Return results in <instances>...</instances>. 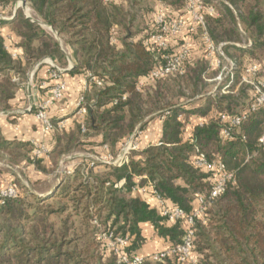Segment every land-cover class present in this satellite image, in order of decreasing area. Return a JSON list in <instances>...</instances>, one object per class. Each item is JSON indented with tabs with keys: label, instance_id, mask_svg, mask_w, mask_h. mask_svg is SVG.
<instances>
[{
	"label": "trees",
	"instance_id": "1",
	"mask_svg": "<svg viewBox=\"0 0 264 264\" xmlns=\"http://www.w3.org/2000/svg\"><path fill=\"white\" fill-rule=\"evenodd\" d=\"M16 1L0 0V7L12 6ZM25 1L33 12L32 18L16 9L13 18L7 21L20 38L23 61L11 56L0 36V111L9 107L8 101L17 89L10 76L11 70L23 75L32 64L44 57H50L57 65L65 67L66 57H69L73 63L72 72H91L102 80V86L92 85L91 93L90 90L84 93V103L88 107L83 122L85 131L82 132L81 125L77 124L75 131L67 134L66 143H70L66 144L67 148L79 142L85 144L89 135L101 133L103 139L100 145L104 153V145L114 153L139 125L138 130L143 129L145 124L142 121L146 117L151 114L162 117L166 111L170 112L164 118L158 143L133 150L129 163L122 167L98 163L97 166L104 167L106 172L93 175V169H89L87 176H91L92 180L79 183L77 190H84L87 194L94 190V203L103 201L108 206L110 221L105 227L109 225L116 233L128 234L131 239L128 252L132 254H136L132 250L144 241L139 228L143 222H150L169 245L180 243L184 231L191 226L186 219L196 208L195 195L207 196L211 187L208 180L210 173L196 168L194 157L199 154L208 159L219 157L228 170L234 171L235 183L229 184L224 193L194 219L193 245L199 264H264V151L258 145V137L264 131V106L249 111V85L242 84L238 93H231L233 96H205L207 107L202 109V113L206 115L212 109L210 120L187 127L189 116L194 111L183 107L180 96L170 97L171 86L157 80L144 86L143 89L148 91L137 90L139 78L154 67L156 60L141 39H133L131 27L134 15H129L112 1ZM180 1L175 8L183 13L184 0ZM203 1L216 6L218 15L205 13L204 24L215 44L226 43L224 47L234 63V79L237 81L241 56L237 52L229 54V49L243 50L242 56L244 49L251 50L252 56H248L244 65L258 62L254 60L253 48L257 43L264 47V14L256 5L246 6L247 0ZM221 3L222 10L219 7ZM4 22L0 19V23ZM241 24L253 35L248 48L234 45L239 43L235 38ZM44 26L49 27L57 38ZM114 27L125 32L120 38L121 47L110 40ZM196 28L197 32L192 33L191 38L202 42L200 25L197 24ZM206 67L204 60H196L190 55L185 62L184 73L170 78L188 77L189 85L194 84L193 92H196L197 84L207 81ZM260 71L261 68L258 74ZM124 95L125 99H122ZM114 99L117 102L112 104ZM108 104L111 106L108 107ZM242 111L248 114L239 127V133H235L231 140H223L219 116H232ZM179 114L182 118L178 117ZM65 136L63 133L56 137L55 145L49 151L52 160L62 156L64 150L61 146ZM11 145L15 146L14 149L28 145V162L43 170L41 159L31 158V143L11 144L0 134V151L11 150ZM22 161L25 160H19ZM134 186L146 187L145 193L150 196L155 193L166 198L183 209L185 216L173 223L166 222L159 209L151 208L146 201L131 196ZM33 199L36 200L34 204L27 202L19 189L17 197L0 205V264H83L84 256L101 264L94 254H88V243L86 250H80L77 243L79 237L67 240V225L63 224L57 231L49 220L50 215L65 211L67 205L44 208L38 205L36 196ZM71 201L76 205L78 199L72 197ZM151 263L180 264L175 257Z\"/></svg>",
	"mask_w": 264,
	"mask_h": 264
},
{
	"label": "built area",
	"instance_id": "2",
	"mask_svg": "<svg viewBox=\"0 0 264 264\" xmlns=\"http://www.w3.org/2000/svg\"><path fill=\"white\" fill-rule=\"evenodd\" d=\"M111 0H104L109 2ZM156 19L151 25L150 33L142 40L146 48L152 52L156 63L154 67L144 76L139 78L137 90H141L145 85L151 84L157 80H162L170 77L182 75L185 71V62L191 55V34L197 32L196 25H200L201 39L205 50V57L216 68H220L216 79H221L226 82L225 88H229L234 84L235 72L234 63L229 61L223 52L225 42L215 44L210 38L205 24L204 14L218 15L214 4H206L203 0H184L183 11L188 15L187 19H176L168 21V16L162 5L156 8ZM150 27V28H151ZM185 29L187 32L185 33ZM181 40L177 52H169L171 42ZM111 42H115V29L111 30ZM236 44V43H235ZM239 45V44H236ZM251 42L244 43L243 47L248 48ZM229 62V63H228ZM228 64V65H227ZM49 75L56 82L50 88V95L37 103L34 106V116L41 122L43 133H51L61 131L64 128V121L53 122V119L48 116V109L55 102L64 97L66 90V82L60 80V74L72 67L69 63L66 67H60L53 60L48 59ZM227 65V66H226ZM259 66L256 62L245 64L243 72L240 75L238 86L247 84L250 87L251 102L249 111H255L259 107L264 106V80L257 78ZM102 86V80L91 72L85 75L84 91L90 86ZM228 93L229 90L223 91ZM125 99V95L122 96ZM117 99L112 101L116 103ZM88 107L84 103V93L81 94L76 103V114L86 116ZM32 109H28L31 111ZM166 111L162 118L169 115ZM248 112L242 111L239 114L227 116L221 114L219 121L221 124L220 135L223 140H231L235 133H239V127L246 119ZM180 117V115H178ZM202 124V123H201ZM200 124V125H201ZM81 131H85V126L82 122ZM141 131L136 129L114 152H110L107 146L104 145L106 153L103 155H89V162L82 167V173L87 176L89 169H94L98 163L111 165L114 167H122L127 165L130 160V155L133 150L139 149V137ZM244 138V137H243ZM31 158L39 159L49 155L50 148L44 142L32 143ZM258 145L264 151V131L258 137ZM193 165L207 173H210L208 180L211 182V187L207 196L197 193L194 198L196 208L190 215L187 216V223L190 224L183 234L180 243L169 245L168 247L152 253L148 256L132 254L128 252L130 237L128 234L122 235L116 233L114 229L105 227L98 232V238L102 240L107 249L114 255L116 264H146L147 262H163L169 257H175L180 264H199V257L194 251L193 245V229L194 219L204 213L210 203L224 193L229 184L235 183V175L233 170H228L225 163L219 158L208 159L204 155L199 154L194 157ZM62 172L71 174L73 169L70 166L62 168ZM141 178V177H138ZM119 184L118 186H120ZM140 189L146 192V187L134 186L132 191ZM18 185L15 182L8 183L0 189V205H3L7 199L15 198L18 195ZM157 201L160 215L166 222H175L185 216V212L177 205L171 204L166 198L153 194ZM96 222V220H95Z\"/></svg>",
	"mask_w": 264,
	"mask_h": 264
},
{
	"label": "rangeland",
	"instance_id": "3",
	"mask_svg": "<svg viewBox=\"0 0 264 264\" xmlns=\"http://www.w3.org/2000/svg\"><path fill=\"white\" fill-rule=\"evenodd\" d=\"M23 1V2H22ZM104 1V0H103ZM112 3L114 2L118 6H121L129 15H134V23L131 27V32L134 34L133 39H141L143 40L147 33H150V29H152L151 25L153 21L156 19V8L159 5H162L166 14L168 16V21H174L176 19H187L188 16L185 12L181 13V11L177 10L175 6H179L180 0H111ZM183 1V0H182ZM224 1V0H223ZM183 3V2H182ZM246 6L249 5H256L264 14V0H247L245 2ZM248 5V6H249ZM20 9L22 13L26 17L32 18L33 12L29 7V3L25 0H17L12 6H8L7 8L3 9L0 7V19L8 21L11 18L12 8ZM220 9L224 8L221 5L219 6ZM245 6H243L244 8ZM239 12H237L238 14ZM181 18V19H182ZM242 25V24H241ZM46 31L51 33L54 37L57 38V35L47 26H44ZM151 27V28H150ZM115 38L116 41L112 44H117L120 42V38L125 35V32L120 28H115ZM253 35L245 26L238 27V36L237 39L235 38L236 42H239V45H244V43L250 42L252 40ZM181 40L176 39V41L171 42L169 47V52H177L179 44ZM241 47V46H239ZM242 50V49H241ZM253 56L258 62L257 65L259 69L261 68L260 73H257V78L264 79V47L260 46L259 43L256 44V47L253 48ZM243 51V50H242ZM242 51H234V49H229V54L238 53V56L242 57ZM245 56H252L251 50H245ZM223 52L225 56L229 59V61L233 62L232 59L227 55V51L225 47H223ZM246 61V60H245ZM244 61V63H245ZM229 63V62H228ZM247 63V62H246ZM228 65V64H227ZM226 65V66H227ZM240 69L243 64V61L240 59L239 62ZM67 65H65L66 67ZM239 67V66H238ZM211 66L207 64L206 67V74L205 78L209 81L207 82H200L197 84L196 92H193V88L195 87L194 84L188 83L189 79L186 78H178V79H171L168 78L166 80H160L158 82L164 83L170 87L169 95L171 98L174 96H180V100L183 102L195 103L199 100L198 97L201 95H206L209 91L212 93H216V96H233V88L230 86L229 88H225L226 82H224L223 77L221 79H216L217 74L220 72H216L215 70H210ZM17 76V75H16ZM18 77V78H17ZM16 78H13L15 83L19 85H25V82L28 78L29 83H32V79H34L33 71L24 73L23 75H19ZM24 77V78H22ZM33 77V78H32ZM157 82V83H158ZM155 82H153L154 84ZM144 88V87H143ZM142 88V89H143ZM216 88V89H215ZM94 89V88H93ZM213 89V90H212ZM229 90L228 93H224L223 91ZM145 90V89H143ZM148 90H145V92ZM214 91V92H213ZM144 92V93H145ZM251 91H249L250 93ZM146 95V94H144ZM247 97V95H246ZM247 100V98H245ZM111 104H108L110 107ZM102 107L101 109H104ZM145 120V119H144ZM144 120L142 122H144ZM67 134L64 137V144H62L61 149H63L62 156L58 159H51V155H48L47 163H48V177L43 178L42 180L36 179L34 173H30L26 167L28 164H33L28 162L29 159V146L13 148L14 145H11V150H5V152L0 151V186L6 185L11 182H16L20 192L22 193V197L26 199L29 203H35L36 200L33 199V196H36L39 201L38 205L44 208L52 206L53 208H59L62 205H67L66 210L59 213V214H52L49 216V220L54 223L55 230L59 231L63 224L67 225L68 232H67V240H71L73 238H78V248L80 250L87 249V243L89 244L90 248H88V254H94L97 257V260L100 261L101 264H116L114 255L107 249L105 243L98 238V232L105 229L106 224L108 223V206H106L105 202L94 203V190L91 194H87L86 191L82 190L79 191L77 188L80 186L79 183H85L87 181H91V176H85L82 173V167L84 166L85 162L81 159L80 155L86 152V149L82 147L81 142L75 144L74 147H68L66 144L70 145V143H66L67 141ZM80 141V139H78ZM67 148V150H66ZM46 157V156H45ZM24 159L25 165L22 168H17L19 160ZM42 159V158H39ZM35 167L36 165L33 164ZM43 167V164H40ZM73 169L71 174H67L62 172V168L66 166H70ZM40 166V167H41ZM79 168L78 170L76 169ZM97 167V165H96ZM95 167V168H96ZM37 169L38 166L36 167ZM94 168V169H95ZM100 170L96 173L93 172V175H101L106 172L104 167H99ZM76 171L74 172V170ZM19 176H16V174ZM101 177V176H100ZM9 178L13 179L10 180ZM5 181H8L5 183ZM55 182H60V187L51 189L50 187L55 184ZM72 197L78 199L77 204L75 205L74 202L71 201ZM87 218V219H86ZM96 220V222H95ZM2 223V217L0 216V224ZM2 231L0 229V236ZM88 246V247H89ZM73 248V245L70 246ZM70 250V249H69ZM84 258L83 264H96L95 260H89L86 256ZM146 264H155L151 262H147Z\"/></svg>",
	"mask_w": 264,
	"mask_h": 264
},
{
	"label": "crops",
	"instance_id": "4",
	"mask_svg": "<svg viewBox=\"0 0 264 264\" xmlns=\"http://www.w3.org/2000/svg\"><path fill=\"white\" fill-rule=\"evenodd\" d=\"M5 8L7 7H4L3 9ZM15 12L16 10L14 6L12 8L11 18L9 20L13 18ZM186 32L187 30L185 29V33ZM0 36L3 39V45L5 49L11 54V56L13 58H18L23 61V50L19 45L20 38L15 35V33L12 31L10 24L7 23V21L4 23H0ZM200 42L201 41L198 38L194 37L191 39V46L193 47V54L191 53V55L195 56L196 60H204V62L211 66L210 70H220V68H216L205 57L204 46L201 47V44L203 43ZM236 44L234 43V45ZM116 45L117 47H121L120 42H117ZM236 46H241L242 48H244L243 45ZM245 55L246 54L241 57L243 64L244 61L248 58V55ZM48 59L53 60L50 57H44L30 66L27 72L33 71L34 79H32V83H29L28 78L25 82V85H19L18 83H16L17 89L15 91L14 96L8 101L9 107L5 110L0 111V134L2 138L8 143L32 144L34 142H44L49 146L50 149H52V147L55 145L56 137L58 135H62L63 133L69 134L70 132H74L76 129V125H81V123L84 122V120L86 119V116L76 114V103L81 94L86 93V91L89 90V93H91L92 90L91 87H89L86 91H84L86 73L81 71L72 72L71 68L73 67V63L69 57H66L67 65L71 63L72 67L62 72L59 77L60 80L66 82V90L64 93V97L61 100L55 102L48 109V116L52 118L53 121H59L60 119L64 121L63 131H54L49 134L43 133L41 122L36 119L32 111H28V109H33L37 103L46 99L50 95V88L56 82V80L51 78L49 75L50 68L48 65ZM242 67L243 65L241 66V69L239 68V70L237 71V75H239L238 80H234V84L232 85V88L234 89L233 93H238L241 87L237 86L240 80V75L243 72ZM16 75L19 76V74L15 71H10V76L12 80L13 78L17 77ZM206 80L209 81L208 79ZM207 95L215 96L216 93H212L209 91L208 93H206V95H201L200 97H198L199 100L192 104L188 101L182 102V105L186 110L193 109L194 111V113L189 116L187 127H190V125L194 123H208V121L210 120L209 118L213 113L212 109L208 111L206 115H203L202 113L204 112L202 109H205L207 107L205 100V96ZM180 118H182L181 115ZM163 121L164 118H162L161 116H155V114H151L145 118V126L141 130V134L139 137L140 149L158 143L162 135ZM102 139L103 137L101 133H94L89 135L86 139L87 143L81 144L82 147L86 149V152H84L83 154L81 153L78 156H82L81 159L85 163H87L89 162V155H99L104 153V149H102V146L100 145ZM46 158H48V156L42 157L41 159V164H43V170L37 169L33 164H28L29 166L26 167V169H28L30 173H34L36 179L42 180L43 178L48 177V163ZM23 165H25V162L22 161L19 162V164L16 166L17 168H22ZM99 167L100 166H97L92 171L97 173L100 170ZM16 176L19 175L16 174ZM9 179L13 180L11 178ZM7 182L8 181H5V183ZM6 185H1L0 189ZM57 187H60V182H55V184H53L50 188L53 189ZM131 196L139 197L142 200L146 201L151 208H154L156 210L158 209L156 199L153 196L142 192L140 189L131 191ZM139 228L140 234L144 238V241L143 243H141L140 246L132 250L133 253L148 256L169 246V242L167 241V239L159 236L150 222L140 223Z\"/></svg>",
	"mask_w": 264,
	"mask_h": 264
},
{
	"label": "water",
	"instance_id": "5",
	"mask_svg": "<svg viewBox=\"0 0 264 264\" xmlns=\"http://www.w3.org/2000/svg\"><path fill=\"white\" fill-rule=\"evenodd\" d=\"M23 2V1H22ZM17 8H15V10H16ZM29 17V16H28ZM40 23V22H39ZM140 127V125L137 127V129Z\"/></svg>",
	"mask_w": 264,
	"mask_h": 264
}]
</instances>
